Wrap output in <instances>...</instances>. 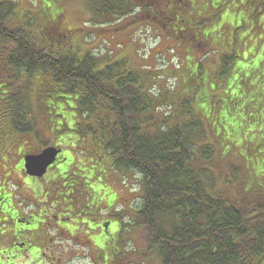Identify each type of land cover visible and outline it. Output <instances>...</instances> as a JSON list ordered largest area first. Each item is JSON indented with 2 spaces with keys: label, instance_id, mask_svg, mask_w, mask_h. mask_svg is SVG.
<instances>
[{
  "label": "trees",
  "instance_id": "1",
  "mask_svg": "<svg viewBox=\"0 0 264 264\" xmlns=\"http://www.w3.org/2000/svg\"><path fill=\"white\" fill-rule=\"evenodd\" d=\"M54 1L38 0L37 9L26 10L20 17L15 14L16 1L0 2V130L11 135L5 140L0 137V155L6 153L8 143L22 150L18 154L28 153L23 147L30 138L39 150L68 146L83 155L82 161H75L65 149L50 179L56 184L59 176L64 179L76 170L78 183L65 196L68 209L79 188L89 189L93 175L88 167L95 158L102 171L137 172L144 187L136 212L130 213L146 227L148 244L155 248L159 264H264V180L254 179H264V158L257 167L249 153L254 142L255 149L264 147V130L257 131L256 136L262 133V137L256 139L243 133L241 125H233L236 95H222L232 98L220 108L222 121L214 108L215 91L232 87L225 79L229 74L231 79L237 76L232 80L237 84L241 76L250 78L264 68L263 58L254 59L260 50L264 52V12L256 10L255 0H236L241 1L240 7L226 6L203 23L208 26L203 31L194 24L201 19L206 0L196 4L94 0V6L87 5L93 15L119 17L142 7L143 16L153 22L157 18L178 40L181 53L172 48L181 65L171 72L175 85L156 94L148 86L161 76L149 68L128 67L124 56L101 60L72 48V30L63 21L65 0ZM41 18L43 28L38 23ZM167 18L173 22L171 28L164 23ZM238 30L246 33L240 35ZM210 54L219 55L218 67L205 64ZM241 83L248 91L255 88L245 78ZM162 106L167 110L159 111ZM250 106L246 102V113ZM45 107L60 114L50 118ZM63 111L67 116L62 117ZM227 120L232 126L226 131ZM73 136L78 139L72 140ZM206 136L208 141L197 142ZM232 150L239 165L232 161L226 170L217 169V158L227 157ZM0 160L4 161L1 156ZM14 169L24 174L22 164ZM47 189L51 191L50 186ZM89 191L98 203L99 190ZM4 193L0 189L4 203L0 210L9 213L10 199L17 193ZM112 206L111 201L107 207Z\"/></svg>",
  "mask_w": 264,
  "mask_h": 264
},
{
  "label": "rangeland",
  "instance_id": "2",
  "mask_svg": "<svg viewBox=\"0 0 264 264\" xmlns=\"http://www.w3.org/2000/svg\"><path fill=\"white\" fill-rule=\"evenodd\" d=\"M1 1L3 0H0V2ZM15 1L17 3L15 14L18 16L20 13H23L26 10H35L38 7V0ZM46 1L48 2V0ZM56 1L54 2H61V0ZM224 1L226 0H206L205 8L203 12H200L201 14H199V17L201 19L195 20V28L197 30L203 31L208 27L203 23L216 18L217 14L226 6L240 7L241 5V1ZM64 2L65 7L63 11V21L66 27L72 30L69 39L70 45L72 46V48L80 50L81 55L85 52H89L101 60H113L124 56L126 58V66L128 67L149 68L150 71L156 74V76H161L158 77L159 79H156L157 82L153 81L148 86L149 91H154L155 94L157 93L158 89H169V87L175 85L176 80L173 79V74L171 72L178 70L181 65L179 54H176V51L174 50L172 51V48H176L178 52L181 53L182 48L179 45L180 43L178 42V40L173 39L170 36V34L168 33V31L170 30L166 29L165 25L157 23V18L156 21L153 22L152 20L147 19L145 15L143 16L144 8L138 6L134 7L129 12V14L122 17L114 15L97 16V14L93 15V13L89 11V7L87 6H94V0H65ZM189 2L191 3L192 0H189ZM255 2L256 10H259L261 13H263L264 0H255ZM163 3L164 2H161L160 7H163ZM147 9V13H150V10L153 9L152 5ZM153 11L155 12V10ZM136 15H140V18L136 17L135 19H133ZM157 17L158 19L163 18V16ZM38 23L40 24V28H43L45 26L44 20L42 18L38 21ZM164 23L168 28H171L173 24V22L169 21V18H167ZM237 32L240 35H244L246 33V30H238ZM261 51L262 50H260L259 54H257L254 59L256 57V60L262 58L264 59V52ZM219 58V55L215 56L210 54L209 56L205 57L204 61L208 68H214L218 67L217 65L219 62ZM250 66L251 65H249L248 67ZM257 70L258 72L250 78H247V75L241 76L240 81L237 84L232 83V80H234L235 77L231 79L232 76L231 74H229L225 79L227 83L229 82L230 84H232V87L226 85L225 89H222L219 92L215 91L214 93V95L216 96L214 108L217 109V117L221 121L223 118V112L222 110H220V108L225 101L232 99L224 98L222 95L226 94L230 95L231 97L235 95L237 96V101L234 103L235 105L233 107L234 116H232L231 118L234 119L233 125H235V127L241 125L243 133L247 135L251 134V137H255L258 133L257 131L264 130V68H258ZM225 75H222L223 78ZM243 77L249 85H254L255 88L251 91L244 89L243 84L241 83V80L244 79ZM215 79L220 78L215 75ZM259 90L261 91L259 92ZM246 102H251L248 113H246L245 109L243 108ZM158 110L164 112V110L167 109L162 106ZM44 111L45 114L50 116V118H55V113L60 114L58 109L57 111H55L53 110V108L49 107H45ZM65 116H67V113L63 111L62 117ZM219 123L221 124V126H223L220 121ZM231 126L232 123L229 120L224 121V129L226 131L229 130V127ZM3 131L4 129L0 130V137L4 140L7 138L9 139L11 135ZM69 132H71V135L74 134V132L72 131ZM75 133L77 135L80 134L78 133V131H75ZM261 134L257 135L256 139L262 137ZM73 139H78V136H73L72 140ZM208 140L209 138L206 136L199 139L197 142L204 143ZM9 144L10 143H8L5 147L6 153L0 155L4 159V161L0 160V188L7 189H2L6 194L10 191H15V193L17 194L21 193L20 196L24 199V202H26L22 204L24 213H28L29 211L34 210L39 214V209L42 206L49 209V203L50 201L55 199L56 195L58 199H56L57 206L54 211V215L57 218H70V220L73 218L72 216L76 217L79 222H81L78 225L80 230H77L81 234V236H84L85 228H83L82 225V223L84 222H88V228L91 229H94L95 225H99L102 222L101 220L110 218L112 219V221L117 220V223L119 225L117 229L119 230V232L116 235L112 236V242L107 241V244L105 243L106 245L102 246L101 244H103L105 237H102L100 238V241H97V245L102 246L101 250L103 251L101 256L100 252L95 250L91 245V247H84V237H80L78 239L75 237H71L69 234L60 232L59 230L51 227V225L54 223H52L50 226H47L44 223V231L47 239V244L52 243L58 248V252L53 253V256L57 254L62 256V252H64L65 254V252L69 251V249H72L71 247H74L75 249H72L73 254H77L79 256H76L71 262L65 264H91L94 254L99 258V261H93L92 264L160 263L159 257L155 253V248L150 247L148 244L149 242L147 238L146 227L143 225L142 221L139 218L134 219V216L130 213V211L136 212L135 208L138 207V201L140 200L144 187L142 177L137 172L133 170L119 171L114 169H106L102 171V169L100 168V164L97 163L96 158L94 159L93 166L88 167L90 174L93 175V180L90 181L89 187H91V190L93 192L96 189L99 190L98 198L100 200L97 203V207L101 209L104 208L106 204L109 205L111 201L114 202V206H112L113 216H110L109 218L108 213L101 211L98 214L99 222H97V220H93V218L97 217L96 211H94L92 208L89 211L88 208L84 207L85 204L80 207V214L76 215H72L68 207L66 208V206L64 205L62 207V203L65 201V196H67L69 194V190L75 187V185L78 183V175L76 170L69 171L64 179L60 178L59 176L56 184L52 183V181L50 180L56 173V168L48 170L45 174V177H43L42 179H34L35 181L26 180L22 172H16L14 169L15 166L19 163V160H21L20 158L23 153H18H21L22 150H19V148H17L16 146L11 147V145ZM254 145L255 142L250 144L249 153L250 155L252 154L251 159L258 167L261 165V161L264 158V147H260L259 145L257 147V150L255 149ZM62 149L69 150V153L74 156L75 161H82L84 159L83 155H81L80 153H76V150L74 148H69L67 146ZM23 150L32 153L39 151V149H37V144L35 140H33V138L27 139V143L23 147ZM82 150L83 152H85L86 148L83 147ZM96 150L98 152L101 151L98 148H96ZM233 151L234 150H232L227 157L224 156V158H217V160L214 162L218 167L217 169H221L223 171L226 170V168L229 167L230 163L233 164L232 161L235 165H239V160L234 158L235 156H233ZM62 153L66 154L67 152L62 151ZM86 158L88 157H85V159ZM19 165H21V163H19ZM241 168L242 167H240V169ZM217 169L214 170V173L217 171ZM243 170L244 174L246 175L245 168H243ZM96 171H102L103 173L97 176L95 174ZM17 175L19 176V179L15 181L14 177L16 178ZM48 178L49 180L47 182ZM254 179L255 181H257L258 179V181L264 180L260 178ZM24 181L27 184H25ZM28 185L33 187H38L37 185H41L44 194V197L42 199H46L47 196L48 202L46 201L47 203H43L41 201H38L37 197L34 199L32 197L33 195L30 193ZM49 186L51 191L48 189L45 190ZM250 186L254 185L252 184ZM261 190L264 191V186ZM36 193L39 194V188ZM52 193H54L55 195ZM93 198H95V196H93ZM261 198L262 200L264 199V197ZM71 207L74 208V205L71 204ZM82 209L83 211L81 212ZM125 209L129 210V212H126ZM47 218L48 217H46V220ZM93 222L95 224H93ZM46 227H48L47 230H45ZM109 231H115V223H110ZM99 232L100 231L94 232L92 237H95V235ZM99 235H102L101 232L99 233ZM96 237H98V235ZM109 238L110 236H108V239ZM121 239L124 242H121ZM40 246L43 251L39 253V256L41 258H44L46 262H49L48 259L50 253L45 249L44 245ZM21 255H24V253H22ZM90 256H92V258H90ZM24 257L26 258L25 255ZM16 263L19 264L20 260H17ZM40 264L44 263L41 262Z\"/></svg>",
  "mask_w": 264,
  "mask_h": 264
},
{
  "label": "flooded vegetation",
  "instance_id": "3",
  "mask_svg": "<svg viewBox=\"0 0 264 264\" xmlns=\"http://www.w3.org/2000/svg\"><path fill=\"white\" fill-rule=\"evenodd\" d=\"M173 1L175 2L176 0ZM185 2L188 4L189 0H185ZM196 2L197 0H192L191 4H196ZM188 8L190 7L186 5V9ZM59 158L60 157L58 155L55 163L51 165L47 170H52L53 168L59 166L60 165L58 164ZM23 176L25 177L26 180L29 179V181H35L34 179L39 180L45 177L44 175L43 177L38 178V177L28 176L26 174ZM17 179H19L18 175L16 176V178L14 177L15 181H17ZM24 183L27 184L25 181ZM37 186L38 187H32L28 185V188L30 190V193L33 195L32 197L34 199L37 197L38 201L44 203L42 199L43 188L41 187V185L40 186L37 185ZM38 188H39V194H37L38 195L37 196L36 191L38 190ZM90 189L91 187H89L88 190L82 189V187L79 188V190L76 193V201L73 204L74 208L69 209L72 215L80 214V207L85 204L84 207L88 208L89 211L91 210V208L94 211H96L97 217L93 218V220H97V222H99L98 214L101 211L108 213L109 218L110 216H113L112 207H107L108 206L107 204L104 208L101 209L97 207V203L95 202L89 191ZM3 190H7V189H3ZM3 195L6 194L4 193ZM15 195L16 198L12 197L10 199L11 201L10 206L12 210H9L10 211L9 213H6V209L0 210V264H17L16 263L17 260H20L19 264H30V263L40 264L41 262L44 264H63V263L65 264L71 262L76 256L77 257L79 256L77 254H73L72 249H75L74 247H71L72 249H69V251L65 252V254L64 252H62V256H60L59 254L53 256V253L58 252V248L57 246H54L52 243L47 244V239L44 231V227H45L44 223L47 226H50L52 223H54L51 225V227L59 230L60 232L67 233L71 237H75L77 239L80 237H84L85 239L84 247L87 248L91 245L98 252H100L102 246L107 244V241L112 242L111 240V238H113L112 236L116 235L119 232V230H117L119 227L117 220L112 221V219L110 218V219L101 220L102 222L99 225H95L94 229L88 228V222L82 223L83 228L85 229H84V236H81V234L77 231L80 230L78 225L81 222H79V220L76 217L72 216L73 218L70 220V218H57L54 215V211L57 206L56 199H58V197H55L54 201L52 202L50 201L49 207L50 208L52 207L51 209L50 208L43 209L44 206H42V210L40 207L39 210H41V212L39 211L38 214L34 210H31L32 212L29 211L28 213L27 212L24 213L22 204L26 202H24V199L20 196L21 193ZM66 204H67L66 201L63 202L62 207L63 205L65 206ZM0 207L1 208L4 207V203L3 200L1 199V196H0ZM82 211L83 209L81 210V212ZM46 217H48L47 220ZM111 222L115 223V231L113 232L109 231V225ZM93 224L95 223L93 222ZM47 229L48 227L45 228V230ZM97 231H100L102 235L100 236L99 235L100 232H99L98 234L95 235V237H92L93 233ZM97 235L98 237H96ZM108 236H110L109 239ZM102 237H105L104 242L103 244H101L102 246H98L97 241H100V238ZM121 242L124 241L121 239ZM40 245H44L45 249L50 253L48 259L49 262L48 261L46 262L44 258H41L39 256V253L43 251ZM22 253H24L26 258L24 257V255H21ZM90 258H92V256H90ZM93 261H99V258L96 257L95 254L93 255ZM93 261L91 262V264L93 263Z\"/></svg>",
  "mask_w": 264,
  "mask_h": 264
},
{
  "label": "water",
  "instance_id": "4",
  "mask_svg": "<svg viewBox=\"0 0 264 264\" xmlns=\"http://www.w3.org/2000/svg\"><path fill=\"white\" fill-rule=\"evenodd\" d=\"M60 151L54 146H48L37 154H26L23 158L26 174L33 177H42L47 168L54 163Z\"/></svg>",
  "mask_w": 264,
  "mask_h": 264
}]
</instances>
